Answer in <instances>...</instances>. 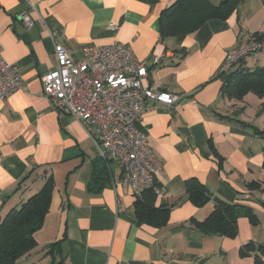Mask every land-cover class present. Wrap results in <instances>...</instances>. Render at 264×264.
<instances>
[{
	"label": "crops",
	"instance_id": "crops-1",
	"mask_svg": "<svg viewBox=\"0 0 264 264\" xmlns=\"http://www.w3.org/2000/svg\"><path fill=\"white\" fill-rule=\"evenodd\" d=\"M173 1L0 0L1 57L22 79L21 90L0 100V221L53 179L37 244L16 264H252L239 248L251 240L264 245V126L247 109L256 94L229 97L221 71L242 37L264 32V7L261 0H240L225 20L162 38L159 18ZM54 43L75 60L86 45L129 44L146 64L144 83L180 95L170 105L148 101L140 116L145 144L160 166L157 202L172 204L164 226L137 221L120 168L99 159L87 125L42 94L41 76L56 64ZM259 60L245 56L233 69L258 67ZM100 168L107 169L104 185L90 190ZM191 178L229 203L251 206L259 223L241 217L233 238L200 236L189 220H204L213 202L195 206L186 198ZM51 244L57 245L48 251Z\"/></svg>",
	"mask_w": 264,
	"mask_h": 264
},
{
	"label": "built area",
	"instance_id": "built-area-1",
	"mask_svg": "<svg viewBox=\"0 0 264 264\" xmlns=\"http://www.w3.org/2000/svg\"><path fill=\"white\" fill-rule=\"evenodd\" d=\"M21 16L30 27L27 12ZM258 36L242 37L229 49L221 71L228 72L245 56L264 53V37ZM53 52L56 64L41 76L42 94L57 109L88 126L98 156L118 166L121 181L134 196L139 195L160 171L157 158L145 144L141 113L148 101L170 105L180 95L146 85V64L134 56L129 44L86 45L78 60L61 43H54ZM21 89V77L0 52V100Z\"/></svg>",
	"mask_w": 264,
	"mask_h": 264
},
{
	"label": "trees",
	"instance_id": "trees-1",
	"mask_svg": "<svg viewBox=\"0 0 264 264\" xmlns=\"http://www.w3.org/2000/svg\"><path fill=\"white\" fill-rule=\"evenodd\" d=\"M239 2L240 0H174L161 12L159 18L161 37L173 38L192 33L209 19L225 20L237 10ZM261 3L264 7V0H261ZM256 35L262 38L264 32L252 34V36ZM233 68L226 72V79L223 83V90L229 97L241 99L248 92H253L260 97L264 96V65L254 69L243 66ZM251 127L256 130L255 127ZM99 159L106 164L110 162L100 157ZM106 178L107 169L95 170L89 189L100 190ZM248 185L254 187L257 183ZM157 186L158 183L154 181L149 188L134 196V206L139 223L161 227L167 223L172 204L157 202ZM52 191L53 179L49 175L37 192L29 196L18 207L4 214L0 221V264H16L21 256L36 246L34 233L41 228L44 222ZM185 196L195 206H202L208 201L213 202V209L204 220H189L200 236L233 238L237 235L238 220L241 217L247 218L252 225L259 223L251 206L229 203L214 195L206 184L195 178L185 182ZM55 245L57 244L49 245L48 251H53ZM247 255H252V264H264V245L256 244L252 240L244 243L239 248V256Z\"/></svg>",
	"mask_w": 264,
	"mask_h": 264
},
{
	"label": "rangeland",
	"instance_id": "rangeland-1",
	"mask_svg": "<svg viewBox=\"0 0 264 264\" xmlns=\"http://www.w3.org/2000/svg\"><path fill=\"white\" fill-rule=\"evenodd\" d=\"M257 54V56H259V62H258V67H261L264 65V53L262 52H257L251 55L246 56V58H249V56H253ZM256 64V63H255ZM256 68V66H252V69ZM256 97H254V95H251L250 97H248V99L246 100L247 102V106H248V111H252L255 112L256 114L254 115V118L256 119V122L259 123V125H263L264 126V96L260 97L259 95H255ZM257 99L258 101V106L256 108V104L254 103V101ZM255 124H252L253 127Z\"/></svg>",
	"mask_w": 264,
	"mask_h": 264
}]
</instances>
